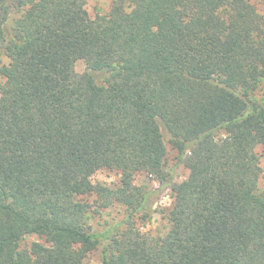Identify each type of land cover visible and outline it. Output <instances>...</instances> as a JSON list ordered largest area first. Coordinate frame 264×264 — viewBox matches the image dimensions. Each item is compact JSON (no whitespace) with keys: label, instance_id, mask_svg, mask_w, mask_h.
<instances>
[{"label":"trees","instance_id":"trees-1","mask_svg":"<svg viewBox=\"0 0 264 264\" xmlns=\"http://www.w3.org/2000/svg\"><path fill=\"white\" fill-rule=\"evenodd\" d=\"M1 56L0 264H85L98 245L102 264H264L252 3L111 0L91 18L85 0H0ZM138 172L176 198L161 234L141 228L159 210Z\"/></svg>","mask_w":264,"mask_h":264},{"label":"rangeland","instance_id":"rangeland-1","mask_svg":"<svg viewBox=\"0 0 264 264\" xmlns=\"http://www.w3.org/2000/svg\"><path fill=\"white\" fill-rule=\"evenodd\" d=\"M248 2L252 3L259 14L264 16V2L261 0H247ZM111 5V0H85V8L88 11V14L91 18H94L97 14H105L108 12ZM7 62V58L1 56L0 57V69L4 63ZM85 68V63L82 60H78L75 63V69L76 71L80 72L83 71ZM222 135L221 132L217 134V136ZM257 152L261 154V161L260 165L262 168V173L260 177V186L264 188V153L263 149L259 146L257 147ZM177 154L174 150H172L170 147H168V153H167V162L168 165L174 168L175 172V179L176 180H182L186 178L188 174V170L180 163L177 162ZM119 172L115 170H107V169H100L96 171L92 175V181L93 182H102L107 185L113 186L115 185L119 180ZM134 182L136 185L143 186L146 189L155 191L156 193V200H157V206L158 210L157 212L152 214V217L149 221L142 224V229L144 231H147L151 234H161L164 231H166L168 227V223L166 222V219H164L161 216L160 210L168 207L176 202V198L173 197L168 189H162L160 191L159 183L154 180L151 176L144 172H138L135 175ZM110 216H116L119 217L117 214V210H111ZM108 218V217H107ZM103 219H101L102 221ZM33 241H39L43 243V239L35 234L27 235L20 243V245L23 247L29 246ZM85 264H102V246L98 245V247L93 250L91 253L88 254V256L85 259Z\"/></svg>","mask_w":264,"mask_h":264}]
</instances>
